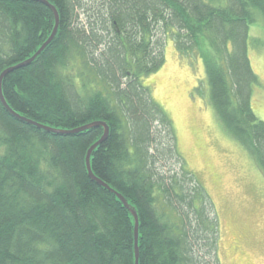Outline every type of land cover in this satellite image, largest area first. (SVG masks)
Wrapping results in <instances>:
<instances>
[{
	"label": "trees",
	"instance_id": "obj_1",
	"mask_svg": "<svg viewBox=\"0 0 264 264\" xmlns=\"http://www.w3.org/2000/svg\"><path fill=\"white\" fill-rule=\"evenodd\" d=\"M46 1L56 37L2 84L19 118L0 100V264H135V218L118 195L139 217V264H221L215 205L144 78L164 66L169 39L204 60L208 103L264 171L250 58L264 0ZM55 25L41 0H0V75ZM96 122L109 135L91 169L109 188L86 164L104 126L72 133Z\"/></svg>",
	"mask_w": 264,
	"mask_h": 264
},
{
	"label": "rangeland",
	"instance_id": "obj_2",
	"mask_svg": "<svg viewBox=\"0 0 264 264\" xmlns=\"http://www.w3.org/2000/svg\"><path fill=\"white\" fill-rule=\"evenodd\" d=\"M250 58L260 87L252 100L264 121V21L250 28ZM260 40V46L253 41ZM166 61L144 78L156 101L173 121L179 150L206 188L220 224L221 264H264V171L251 154L224 129L208 103L204 60L181 56L175 42L165 45ZM174 171L178 164L167 163ZM208 259V260H207ZM210 261V258H205ZM213 264V261H211ZM210 262V263H211Z\"/></svg>",
	"mask_w": 264,
	"mask_h": 264
},
{
	"label": "water",
	"instance_id": "obj_3",
	"mask_svg": "<svg viewBox=\"0 0 264 264\" xmlns=\"http://www.w3.org/2000/svg\"><path fill=\"white\" fill-rule=\"evenodd\" d=\"M41 2H43L48 7H50L52 9L54 15H55L56 25H55V28H54V31H53L52 35L50 36V38L47 40V42L40 48V50L31 59H29V60H27V61H25V62H23V63H21V64H19L17 66H15V67H11L9 69H6L0 75V100H1L2 104L4 105V107L16 117H18V116L8 107V105H7V103H6L5 99H4V96H3V93H2L3 80L12 71L30 65L35 60V58L38 55H40L43 52V50L54 40V38L56 37V34L58 32V28H59V15H58V12H57L56 8L54 6H52L46 0H41ZM96 126H104L105 133H104L103 137L100 139V141H98L94 146H92V148L89 150V152L87 154V158H86L87 170H88L89 176L94 181H96L98 184H100L103 187L109 188L106 184H104L102 181H100L98 178H96L94 176V174L92 172V169H91V156H92V153L102 142H104L107 139V137L109 135L108 126L105 125L104 123L96 122V123H91L89 125H86V126L80 128V129H77V130L73 131L72 133L82 132V131H85L87 129H90V128H93V127H96ZM39 127H41V126H39ZM118 197L123 201L124 205L131 211L132 215L135 218V253H136V255H135V264H139V259H140V250H139V217H138L137 212L133 208H131L129 206L128 202L121 195H118Z\"/></svg>",
	"mask_w": 264,
	"mask_h": 264
}]
</instances>
